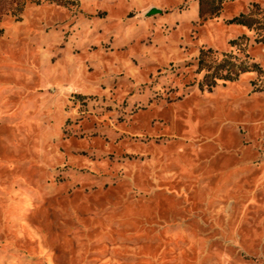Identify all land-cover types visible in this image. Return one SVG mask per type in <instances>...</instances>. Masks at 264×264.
<instances>
[{
    "label": "rangeland",
    "instance_id": "374dc122",
    "mask_svg": "<svg viewBox=\"0 0 264 264\" xmlns=\"http://www.w3.org/2000/svg\"><path fill=\"white\" fill-rule=\"evenodd\" d=\"M0 264H264V0H0Z\"/></svg>",
    "mask_w": 264,
    "mask_h": 264
},
{
    "label": "trees",
    "instance_id": "16d2710c",
    "mask_svg": "<svg viewBox=\"0 0 264 264\" xmlns=\"http://www.w3.org/2000/svg\"><path fill=\"white\" fill-rule=\"evenodd\" d=\"M231 22H233V23H236V24H240V25H244V26H249V23H248V21L247 20H243V19H241V18H235V19H233ZM202 55H204V53L203 52H201V56ZM201 62V61H200ZM199 62V63H200ZM205 78H208V75L207 76H205ZM210 78H213V76H210ZM214 79V78H213ZM221 80H227V79H229V78H227V76H223L222 78H220ZM213 81V80H212Z\"/></svg>",
    "mask_w": 264,
    "mask_h": 264
},
{
    "label": "water",
    "instance_id": "95a60500",
    "mask_svg": "<svg viewBox=\"0 0 264 264\" xmlns=\"http://www.w3.org/2000/svg\"><path fill=\"white\" fill-rule=\"evenodd\" d=\"M155 13H157V11L152 9V10H150V11L147 13V15L150 16V15H153V14H155Z\"/></svg>",
    "mask_w": 264,
    "mask_h": 264
}]
</instances>
